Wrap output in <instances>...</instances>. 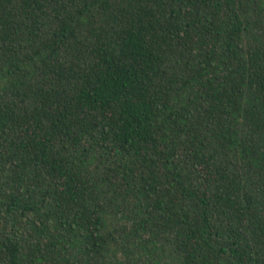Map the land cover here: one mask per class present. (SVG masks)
<instances>
[{
    "label": "trees",
    "instance_id": "trees-1",
    "mask_svg": "<svg viewBox=\"0 0 264 264\" xmlns=\"http://www.w3.org/2000/svg\"><path fill=\"white\" fill-rule=\"evenodd\" d=\"M0 264H264V0H0Z\"/></svg>",
    "mask_w": 264,
    "mask_h": 264
}]
</instances>
